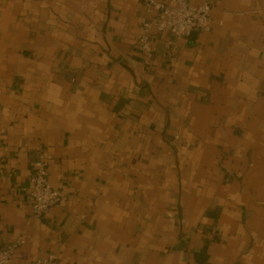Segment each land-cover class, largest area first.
<instances>
[{
  "label": "crops",
  "instance_id": "0c3cea01",
  "mask_svg": "<svg viewBox=\"0 0 264 264\" xmlns=\"http://www.w3.org/2000/svg\"><path fill=\"white\" fill-rule=\"evenodd\" d=\"M185 1L211 31L146 65L142 0H0L10 264H264V0ZM41 152L64 200L36 218Z\"/></svg>",
  "mask_w": 264,
  "mask_h": 264
},
{
  "label": "built area",
  "instance_id": "2783aa9c",
  "mask_svg": "<svg viewBox=\"0 0 264 264\" xmlns=\"http://www.w3.org/2000/svg\"><path fill=\"white\" fill-rule=\"evenodd\" d=\"M142 1L145 16L142 20L137 49L146 65H150L154 57L153 35L155 33L168 32L177 38H190L196 33H207L212 29L213 7L208 2L192 5L185 0ZM171 57L174 58L172 52ZM30 183V203L34 217L45 216L64 200L63 192L49 183L47 159L43 152L39 153L33 164ZM23 244V240H18L7 245H0V264H10L16 251ZM56 262L57 256L48 254L29 264H56Z\"/></svg>",
  "mask_w": 264,
  "mask_h": 264
}]
</instances>
